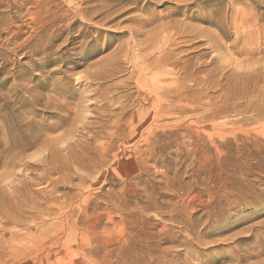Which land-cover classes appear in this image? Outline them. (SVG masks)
Here are the masks:
<instances>
[{
    "label": "rangeland",
    "instance_id": "374dc122",
    "mask_svg": "<svg viewBox=\"0 0 264 264\" xmlns=\"http://www.w3.org/2000/svg\"><path fill=\"white\" fill-rule=\"evenodd\" d=\"M0 264H264V0H0Z\"/></svg>",
    "mask_w": 264,
    "mask_h": 264
},
{
    "label": "bare ground",
    "instance_id": "6f19581e",
    "mask_svg": "<svg viewBox=\"0 0 264 264\" xmlns=\"http://www.w3.org/2000/svg\"><path fill=\"white\" fill-rule=\"evenodd\" d=\"M144 54H145V52H144ZM159 56H160V54H159ZM159 56H157L158 57L157 59H153L147 55L144 56L141 61H143L145 63V66L143 65L144 68H142L139 71L140 76L138 78L136 77V79H137L136 83L138 85V88L140 87L138 90L139 99H140V101H143L144 103H146L148 105V107L145 108L143 115H144V117L147 118V120L148 119L152 120L151 122L155 123V124L158 122H161L167 115H169L168 111H170L169 110L170 108L172 109V113L174 112L175 108H176L175 111H177L178 106L182 100L181 94H180L178 89H173V88L167 86L166 84H164V81L167 78H169V76H175L176 78L177 77L179 78V77H181V74H177V72L176 73H172V72L168 73L166 71V67L168 65V62H167L164 54L160 57ZM142 108H144V107H142ZM173 114L175 115L176 112ZM145 127H147V126H145ZM51 209H52L51 206H47L46 212H42V214L45 215L46 218L50 217L52 215V212L50 211ZM59 209H61V207H59ZM65 230H67V229H65ZM68 232H69V230L67 231V234H68ZM58 234H61V233H58ZM69 234H71V233L69 232ZM71 235H68V236L70 237ZM60 236H62V234ZM66 242H67V240H66ZM66 242L62 243L60 241V239L47 238L45 240V242H43L42 246H44L45 248H50L53 245H58V246L60 244L68 245V244H66ZM81 249H82V251H84V247H82ZM84 255L86 256V253H84ZM14 257H15V255H14Z\"/></svg>",
    "mask_w": 264,
    "mask_h": 264
}]
</instances>
